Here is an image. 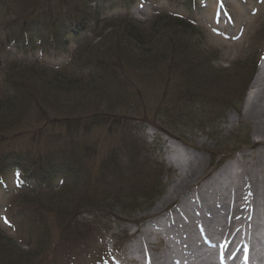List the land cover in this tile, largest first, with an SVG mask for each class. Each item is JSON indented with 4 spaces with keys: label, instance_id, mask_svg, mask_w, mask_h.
Returning <instances> with one entry per match:
<instances>
[{
    "label": "rangeland",
    "instance_id": "1",
    "mask_svg": "<svg viewBox=\"0 0 264 264\" xmlns=\"http://www.w3.org/2000/svg\"><path fill=\"white\" fill-rule=\"evenodd\" d=\"M27 1L0 0V25L26 11ZM41 1L46 0L38 3ZM130 1L133 2V8L128 11L130 19L147 31H151L155 13L168 11L167 16L176 14L188 18V22L196 26L193 31L198 36L192 38L178 29L163 30L157 25L143 36L135 31V41L127 37V31L121 28L123 24L116 21V32L108 34L109 30H103L101 38L78 52L77 57L82 61L98 62L102 66L94 74L91 85L85 86L90 81L77 88L59 85L38 74L42 72L40 69H27L34 73L32 77L25 76V83L22 82L28 98L18 108L0 110V128H7L8 123L18 119L12 117L17 114L15 111L23 114L21 119L24 120L18 121L21 124L16 129L11 125L10 129H14L5 131L8 146H28V154L35 157L38 150L52 151V144L55 147L72 139L74 146L66 149L69 153L63 161L47 163H60L68 170L67 165L71 163L68 161L74 153L84 159L80 163L84 167L70 166V171L78 173L74 182L79 183L76 184L78 189H73L74 184L69 188L66 183L61 190L57 181L38 197L35 195L39 193L33 192L23 197L15 191L0 194V231L16 241L22 251V244L31 236L20 225L9 222L13 213L19 211L24 217L35 212L30 205L46 206L49 200L53 206L77 209L62 214L65 224L71 220L84 232L83 237L88 238L83 240L87 244L92 242L93 247L81 252L75 260H62L59 264H105L99 259L93 261L96 252L105 249L106 255L113 256L110 260L117 261L114 263L127 262V247L134 239L131 232L150 216L174 174V168L165 160L169 154L166 146L170 142L186 147L190 155L204 157L207 167L202 177H209L239 153L249 154L253 149L250 146L259 139L243 112L248 89L261 63L256 58L264 40V0H201L198 6L201 10L195 13L185 12L173 0ZM46 4L41 7H47ZM56 5L53 2L51 7ZM216 6L224 7L225 18L228 14L230 20L222 22L220 18L219 21L222 11L217 7L219 12L215 15ZM25 48H21L17 57L23 60L26 52L27 61L31 52L29 54ZM2 78L0 75V90ZM67 112L77 114V123L62 131L60 138L31 136L29 130L23 137L12 138L16 130L26 126L29 129L45 118L53 119L57 114L65 116ZM91 117L99 119V123L85 124ZM163 131L169 137L160 136ZM91 146L93 149L89 148ZM79 148L88 149L91 154H81ZM9 175L0 177V184L6 179L10 186ZM81 183L87 187H82ZM3 188L0 187V191ZM87 198L95 201L87 202ZM91 208L103 211L93 214ZM39 223L30 221L31 227ZM58 234L61 235L60 229L53 232L52 240H56ZM125 235L129 240L120 248L116 239ZM31 238V246H36L35 236ZM115 247L120 251L115 253ZM64 249H59L56 255L63 257Z\"/></svg>",
    "mask_w": 264,
    "mask_h": 264
},
{
    "label": "bare ground",
    "instance_id": "2",
    "mask_svg": "<svg viewBox=\"0 0 264 264\" xmlns=\"http://www.w3.org/2000/svg\"><path fill=\"white\" fill-rule=\"evenodd\" d=\"M257 69L243 112L259 136L253 149L202 177L206 159L170 142L174 174L131 232L127 264H264V63Z\"/></svg>",
    "mask_w": 264,
    "mask_h": 264
},
{
    "label": "trees",
    "instance_id": "3",
    "mask_svg": "<svg viewBox=\"0 0 264 264\" xmlns=\"http://www.w3.org/2000/svg\"><path fill=\"white\" fill-rule=\"evenodd\" d=\"M76 1H82L83 3L81 5H75L72 4L70 0H46L38 3L39 0H28L25 6L27 7L26 11H22L19 14L14 15L13 17H11V19H8L5 23H2V25H0V29H3V32L1 30L0 35L3 34L4 39L7 42L11 43L15 40L19 42L20 40H18V38H22V36L25 35L27 38L30 37V41L37 40L40 42V46L43 49V54H46L47 52L48 55H51L53 51H60L64 53L66 52L69 42L78 44L80 46L79 50L72 56H70L71 59L66 67H64L62 70H52L51 68H46L36 64H18L17 62L5 60L4 56H2V49H4V45L7 42H0V71L2 70L4 72L2 78L3 85L0 91V110L18 108L17 106L22 105L28 98V91H26L27 89L25 88L24 84H22V82L25 83V76L32 77V74L34 73L28 71L27 69H33L35 71V69L38 68L42 71L38 72V74L49 77L52 82L59 85L66 84L70 87L77 88L83 86V84L87 81H90V83H86L85 86L92 84L94 74L97 73L99 67L102 68V66H100L98 62L97 64H94L92 61H82L80 57H77L79 54L78 52L87 48V45H90L94 40L101 38L104 33L103 30H109L108 34L111 32H116L117 27L114 26V22L116 21L101 20V12H99V10L93 11L89 8V5L95 0ZM46 2L47 4L45 6L47 7H41V5L45 4ZM53 2L58 5L51 7V4ZM118 22L123 24L121 28H124L127 31V37L129 39L132 38V40L135 41H137V38L134 34L135 31L137 33L139 32V36H143L147 32L155 30L157 28V25L161 26L163 30H170L171 28L178 29V31L180 30L182 33H186L187 35H189V37L191 36L192 38L198 36L194 32L195 30L193 31V29H196L195 27H193L192 25H188L184 20L172 18L167 15L156 17L151 23V31H147L144 26H141V24H138L131 19H124ZM186 26L188 27V29ZM187 31H190V33H187ZM186 73L187 75L190 74L188 71ZM74 75H76L77 78H75ZM15 112H17V114H14L12 117L18 119L14 120L15 122L12 121V124L8 123L10 125H8L7 128H0V153L7 154L5 158H2L0 156V168L8 169L12 165V163L14 166H17V164L23 166L27 165V167H29L28 171L31 172L33 170L31 173L37 175V171L35 170L34 166L39 165V167H41L40 163L44 162L45 160H41V158H36L34 161L31 160L29 158L28 151H23V157H21L15 151H11L10 153H8L7 151L8 147H6L5 144L8 143L9 140L7 139V134L4 135L5 131L8 132L14 129H10L11 125L16 129L21 124L18 121L20 120V122H23L24 120L23 118L21 119V112ZM12 117L11 120L15 119ZM76 117L77 114L73 115V113L68 112L65 116L57 114L53 116V119L45 118L39 121L38 124L36 123L32 125L29 129L28 126H26L20 130H16V133L12 136V138L16 137L15 135L23 137L26 134L27 130H29V132L32 134L31 136L40 137L42 135H50L54 138H60L62 136V131L69 129L72 126H76ZM85 121V124L90 125L91 123H99L100 120L97 118L92 119L91 117L90 120ZM17 122L18 125L16 124ZM66 133L68 135L67 131ZM71 140L72 139L63 142L62 145L56 142V140L54 142L58 143V145L54 147V145L52 144V151L38 150V153L43 151L41 153H44V156H48V154H50L53 157L65 159L66 155H68L69 153L66 151V149H71L72 146H74V143ZM89 148L93 149L92 146ZM79 149L80 151L78 149H75V151H79L81 154H91V151L89 152L88 149ZM70 151L73 153L72 150ZM83 160L84 159L81 156L77 158V155L74 153L70 161H68L71 162L70 165H67V169L69 171L64 169L63 166L60 169L57 168L56 171L59 174L67 177V184L65 183V186L71 188L74 184L75 187L73 186V189L77 187L76 184L79 183L74 182L79 176L78 173L70 171V166L75 164H77V166H82L80 165V163H82L81 161ZM24 161L27 164H25ZM53 172L54 168L38 171L42 179H47L49 176L52 177V175L54 174ZM80 185L82 187H87V185H82V183ZM63 188L64 185L61 187V190ZM40 194H36L35 197L41 196ZM90 199L91 198H87L86 201H95V199H93V201ZM52 204L53 202L49 200L46 203V206L42 204L30 205L32 206V209L36 210L34 213L30 214V218L27 217L24 219L23 225L27 229H29V232H33L35 235L37 246L33 247V250L31 248L27 250L23 249V251L18 249L19 247L17 246L16 241L10 239V237L4 235L0 231V264H55V256L57 254V251L63 247L65 248L70 243L74 244V242H77L80 239L81 232L78 231V226L71 225L72 223L70 220L67 222L69 224L66 226L64 217L66 214L71 213L74 210L76 211L77 209L69 210L60 206H53ZM75 206L78 207V205ZM91 209L93 212L102 210L101 208ZM79 212L81 213V210ZM79 212L78 214H80ZM37 220L40 222L39 225L34 224L31 227V224H33ZM44 227L47 229V231L44 230ZM58 228L61 230V235H56L57 240L55 242V240H52V236L53 232L55 230H58ZM26 246L30 247V243H27ZM45 257L51 258V261H48Z\"/></svg>",
    "mask_w": 264,
    "mask_h": 264
},
{
    "label": "snow or ice",
    "instance_id": "4",
    "mask_svg": "<svg viewBox=\"0 0 264 264\" xmlns=\"http://www.w3.org/2000/svg\"><path fill=\"white\" fill-rule=\"evenodd\" d=\"M5 223H8V221H7V220H5Z\"/></svg>",
    "mask_w": 264,
    "mask_h": 264
}]
</instances>
